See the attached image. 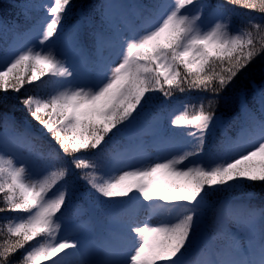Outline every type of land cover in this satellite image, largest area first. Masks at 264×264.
Segmentation results:
<instances>
[{"label": "snow or ice", "instance_id": "6c2138e0", "mask_svg": "<svg viewBox=\"0 0 264 264\" xmlns=\"http://www.w3.org/2000/svg\"><path fill=\"white\" fill-rule=\"evenodd\" d=\"M71 2L45 6L48 16L18 34L30 42L0 64V105L26 85L54 89L16 96L19 118L0 113V213L18 214L7 225L11 242L0 264H14L20 250V264H67L74 254L87 255L82 264H264V207L234 195L264 184V19L231 27L226 8L264 18V0H98L69 23ZM18 7L31 19L35 5L21 0ZM154 8L164 11L151 22ZM205 13L214 26H204ZM257 64L259 79L243 81ZM174 90L206 94L200 111L175 115L167 127L158 116L145 120L157 96ZM235 122V135L205 149L216 128ZM181 135L192 150L175 148ZM121 138L123 158H106ZM48 166H58L54 179H30ZM139 208L150 215L140 218ZM77 219L80 231L61 237L62 224ZM97 228L100 241L90 248Z\"/></svg>", "mask_w": 264, "mask_h": 264}, {"label": "trees", "instance_id": "16d2710c", "mask_svg": "<svg viewBox=\"0 0 264 264\" xmlns=\"http://www.w3.org/2000/svg\"><path fill=\"white\" fill-rule=\"evenodd\" d=\"M40 1L42 0H29V3L35 5L29 11V16L31 19L25 20L24 17L20 14L21 9L18 5L21 3V0H0V22L3 23V26H0V63L1 58L3 56L8 55L10 52L12 45L17 39H25L23 35H18L24 33L27 29L31 28L33 24L37 21L46 17L45 12L42 7H40ZM140 3L143 4H156L159 5L161 0H139ZM98 2V0H72L70 7L72 9L69 17V23L75 22L77 19H80L82 15L90 9V5ZM213 2H223V0H213ZM226 8L232 11V18L230 21L231 27H241L247 28V22L249 19L255 18L256 22H260L261 15L257 12H252L243 7H237L234 5H226ZM160 9H152L150 14L147 15V20L153 21L159 16ZM207 15V13H206ZM205 15V17H206ZM19 24L20 27L14 28V24ZM261 65L257 64L255 70L251 74H246L241 79L243 81L248 80L251 77H255L257 80L259 79ZM217 71H220L219 69ZM43 80H47V77L42 78ZM54 89L47 84L42 82H37L33 85H26L25 89H22L20 93L12 94L11 98L8 99L7 103L0 105V113L10 112L17 116V118L24 115L21 106L16 102V96H26L29 94L37 95L38 97H45L49 93H52ZM227 91V90H226ZM203 95L197 91H188L179 92L178 90H174L172 96L170 98H163L162 95L157 96L154 100L150 108L147 110V114L145 115V120H151L153 117H157L160 114H164L165 116V127L168 126L169 120L168 116L172 112L174 105L179 104L184 107V112L188 113V117L190 118L193 114H196L200 111L201 108V98ZM203 107L205 110H208L207 102L203 103ZM216 111L219 113L220 108L217 106ZM240 124L239 122L232 123L227 127L216 128L214 131V137L206 138L205 149L207 150L208 146L213 142V139L217 142L224 139L226 135H235L239 130ZM178 132L185 133L187 131H195V129L188 128H177ZM191 138L186 137L185 135H181L178 137V143L175 147H179L182 150H192V144L189 142ZM125 142L123 138L119 140L118 143H113L110 148L106 152V158L112 159L116 158L117 154L120 153V145ZM87 160H91V156L84 157ZM68 157L65 158V162ZM259 159V158H257ZM6 166V165H5ZM46 171H48L47 178L49 180L54 179L52 176V172L58 171V166H48ZM88 171V169H74L75 175H80L83 172ZM100 175V173H97ZM63 181H57V183L53 186L52 192H55L58 188L61 187ZM249 193L253 195L249 197ZM51 194V193H50ZM234 195L238 197L241 201L249 202L251 205L259 209L264 207V184L255 183L246 185L243 189H238L235 191ZM4 206L3 194L0 193V207ZM75 209H73V213ZM15 213H0V250H2L8 243H10V237L7 232V225L10 222L11 217L17 216ZM99 218L103 223L108 222V217L104 213H99ZM80 221L77 219L75 222ZM26 247H28L26 245ZM24 250H20L13 256L11 259L14 264H20V257ZM38 263L51 264L50 260L40 259L37 261Z\"/></svg>", "mask_w": 264, "mask_h": 264}, {"label": "rangeland", "instance_id": "374dc122", "mask_svg": "<svg viewBox=\"0 0 264 264\" xmlns=\"http://www.w3.org/2000/svg\"><path fill=\"white\" fill-rule=\"evenodd\" d=\"M122 2L128 3V0H122ZM171 3H172V0H161L159 5L163 6V5H169ZM39 4H40V7L43 8V10L45 12V15L48 16L47 8L45 6H51L53 4V0H42V1H40ZM135 4H137V3H135ZM159 9H160L159 16L155 20H153L152 22L157 21L158 18L163 13L164 9L163 8H159ZM189 13L190 14H194L195 13V9L190 7L189 8ZM205 15H206V13H205ZM215 22H217V20H216V18L214 16L206 15V18H205V21H204V26L205 27L214 26ZM30 39H32V38L17 39L14 42L13 46H12L11 52L3 59V62H4L5 59H8V60L12 59L13 56L17 52H19L20 50H23V48L26 46V44L30 42ZM183 110H184V107L182 105H179V104L174 105V107L172 109V112L168 116V120L170 121V119H174L175 115H181ZM158 117L162 118V121H163V124H164L165 123L164 114H160ZM175 148L178 149V150H182L179 147H175ZM5 151L6 150H0V154H3ZM116 158H123V157H122V155L120 153H118ZM6 162H7V155H5V161H4L5 165H6ZM47 172L48 171L44 170L41 175L33 174V175L30 176V179H32V180H43V179L47 178V176H48ZM135 212L142 219L145 218L146 216L150 215L149 210L146 209V208L135 209ZM152 219L155 221V220L159 219V217L156 216V215H152ZM77 225H79V223H76V224H62V229H61L60 236L63 237L65 233H69V232L78 233L80 231V229L77 227ZM96 231L97 230H95L94 234L91 235L90 238H89V247L90 248L95 247V245H96L95 238H94V235H95ZM99 241H100V239H99ZM86 259H87V255L86 254H74V255L69 256L67 264H82V261L86 260Z\"/></svg>", "mask_w": 264, "mask_h": 264}]
</instances>
